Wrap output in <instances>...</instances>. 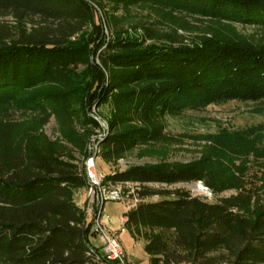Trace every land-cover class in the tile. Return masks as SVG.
<instances>
[{
  "label": "trees",
  "instance_id": "16d2710c",
  "mask_svg": "<svg viewBox=\"0 0 264 264\" xmlns=\"http://www.w3.org/2000/svg\"><path fill=\"white\" fill-rule=\"evenodd\" d=\"M94 1L152 4L211 21L264 26V0H0V15L41 22L15 38L0 25L6 30L0 29V106L37 109L43 123L55 116L63 136L81 148L89 133L70 129L73 114L95 124L87 113L94 104L111 101L112 130L99 139L101 156L110 161L137 144L159 141L167 114L232 100L264 102V42L233 29L188 42L172 36L147 40L123 31L106 37ZM102 47L99 65L91 56ZM81 62L86 66L77 71ZM207 176L201 162H161L130 165L103 179L199 180L217 191L220 185ZM86 183L85 168L73 158L54 147H36L21 136L17 122L0 117V264H116L102 258L91 241V219L75 201ZM135 192L141 199H161L126 210L123 227L175 231L172 243L158 234L147 236L148 264H221L209 254L217 248L232 257L231 264L264 263V199L259 196L249 210L242 193L210 202L184 189Z\"/></svg>",
  "mask_w": 264,
  "mask_h": 264
},
{
  "label": "rangeland",
  "instance_id": "374dc122",
  "mask_svg": "<svg viewBox=\"0 0 264 264\" xmlns=\"http://www.w3.org/2000/svg\"><path fill=\"white\" fill-rule=\"evenodd\" d=\"M92 4L100 15L106 37H111L112 32L123 31L147 40H150V37L163 39L172 36L188 42L213 31L227 34L233 29L239 36L255 42H264V26L211 21L200 15L152 4L137 3L128 7L114 5L108 1H103L99 5L94 1ZM22 20L19 22L11 14L0 15V25L10 29L9 34L13 38L18 36V31L29 32L41 23L36 17ZM225 25L230 26L226 28ZM0 29L6 34L5 28ZM103 51L104 47L99 49L96 55L91 56L99 65ZM85 66L86 63L81 62L76 70L80 71ZM104 72L106 80L108 72L106 70ZM39 112L41 111L37 109H21L7 104L0 106V117L3 120L17 122L21 136L26 141L34 143L38 148L54 147L83 167L88 148L96 145L99 152L95 167L100 176L137 164L201 162L207 168V179L220 185L215 191L199 180L173 184H113L123 188L126 197L121 201L104 202L103 214L109 219L110 229L123 227L122 217L125 216L126 210L134 208L142 201L161 199L158 195L139 198L135 191L145 187L184 189L192 195L204 196L210 202L242 193L249 198V210L254 208L256 196L260 197V201L264 199V102L232 100L210 104L200 110L185 109L167 114L162 119L163 136L159 141L137 144L123 156L112 158L110 161L102 158L99 139L102 134L112 130L109 123V117L113 112L111 101L99 106L94 104L87 113L95 124L87 123L82 116L73 114L70 129L77 135L89 133L81 148L63 136L61 123L55 116H51L43 123V116ZM224 132L227 134L222 135ZM225 136L233 138L224 139ZM80 194L81 192L75 195V201H79ZM152 234L160 235L169 243H172L175 237L173 229L154 226L140 227L137 230L124 226L119 231L118 238L132 264L148 263L144 246L147 236ZM91 241L97 243L95 238H91ZM209 254L221 264L232 262V257L222 248H217Z\"/></svg>",
  "mask_w": 264,
  "mask_h": 264
},
{
  "label": "built area",
  "instance_id": "2783aa9c",
  "mask_svg": "<svg viewBox=\"0 0 264 264\" xmlns=\"http://www.w3.org/2000/svg\"><path fill=\"white\" fill-rule=\"evenodd\" d=\"M98 152L96 145H92L88 148L85 157L84 168L87 183L84 187V200L81 209L85 217L91 219V228L97 241L96 245L100 247L102 258L116 264H128L125 250L118 238V233L123 227H119V229L109 228L108 220L103 214V206L107 200L121 201L126 197L124 189L113 184H137V182L105 181L103 176L97 173L95 167Z\"/></svg>",
  "mask_w": 264,
  "mask_h": 264
},
{
  "label": "crops",
  "instance_id": "0c3cea01",
  "mask_svg": "<svg viewBox=\"0 0 264 264\" xmlns=\"http://www.w3.org/2000/svg\"><path fill=\"white\" fill-rule=\"evenodd\" d=\"M79 192H81V194H80V196H79V201H78V202L76 201V203L81 207V205H82V203H83V200H84V188H81L80 190H78V191L76 192V195H77ZM103 207H104V206H103ZM104 217L108 220V223H109V219H108V217H107L106 215H104ZM125 219H126V217L123 216V217H122V222H123V223H124V220H125ZM118 235H119V233H118ZM123 248H124V247H123ZM124 250H125V249H124ZM125 254H126V258H127V262H128V264H132V261L129 260L126 251H125ZM147 256H148V254H147ZM147 264H148V263H147Z\"/></svg>",
  "mask_w": 264,
  "mask_h": 264
}]
</instances>
